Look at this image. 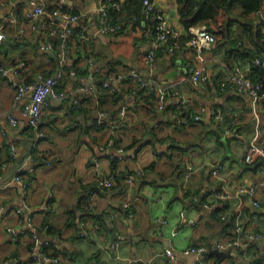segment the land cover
<instances>
[{
  "label": "crops",
  "instance_id": "0c3cea01",
  "mask_svg": "<svg viewBox=\"0 0 264 264\" xmlns=\"http://www.w3.org/2000/svg\"><path fill=\"white\" fill-rule=\"evenodd\" d=\"M7 1L0 7V22L8 18L7 8H13L16 19L1 27L0 65L22 59L25 66L12 79L0 77V264H192L197 258L205 264H264V183H260L264 156L256 154L252 164L244 161L250 144L264 148V98L253 101L243 90L222 89L218 79L223 71L211 59L205 68L209 79L193 85L186 77L195 53L180 40L171 54L159 50L152 74L162 83L174 82L173 89L185 100L189 113L204 107L199 120L183 122L173 114L175 95L167 94L159 108L158 100L136 95L131 76L118 80L119 95L100 82L92 85L132 69L150 74L144 56L151 46V30L142 38H136L130 25L114 33L99 32L96 7L102 0H65L68 11L87 12L84 21L70 24L82 28L90 40H70L67 61L59 64L54 49L43 47L47 39L55 46L58 42L50 33L48 18L55 0H45L46 13L33 24L22 18L28 0ZM154 1L171 25L182 24L176 0ZM231 11L239 14L240 6L231 4ZM147 16L153 23V17ZM242 22L246 20L234 19L230 34L242 35L236 43L253 48ZM226 46L214 45L205 55L222 57ZM248 61L254 59H233L234 64ZM58 71L62 76L57 84L64 89L90 87L61 101L48 100L39 122L44 136L25 177L31 186H22L13 172L33 136L23 113L29 95L15 101L16 84ZM8 110L16 115L15 124ZM100 111L106 112L105 124H89ZM116 122L120 126L114 129ZM9 142L18 150L14 159L9 156ZM214 164L220 165L219 176L211 174ZM137 168H143L144 174L127 184L125 176ZM105 174L113 175L112 188L99 187ZM251 186L259 206L245 191ZM222 191L226 199L218 197ZM81 231L85 235L80 236ZM32 232L39 239L49 238V245L34 244ZM111 236L115 248L110 247ZM232 239L240 245L223 249L230 256L221 260L208 252L198 257L183 251L191 245L210 248ZM166 249L174 253V260H168ZM41 253L58 260L45 262Z\"/></svg>",
  "mask_w": 264,
  "mask_h": 264
},
{
  "label": "built area",
  "instance_id": "2783aa9c",
  "mask_svg": "<svg viewBox=\"0 0 264 264\" xmlns=\"http://www.w3.org/2000/svg\"><path fill=\"white\" fill-rule=\"evenodd\" d=\"M65 0H55L52 4V8L48 14V18L52 23L50 26V33L58 38L57 45L55 46L50 39H47L43 43L45 48H53L55 58L58 60L59 64H64L67 61V44L72 39L80 40H90L88 35L84 32L82 28H73L71 22L76 20H83L87 17L86 11H68L62 6L64 5ZM124 0H102V2L96 7L98 12V23L97 28L99 32L109 33L117 32L122 24V18L126 15L127 11L121 9ZM143 12L147 15H151L154 20V31L152 33L151 46L146 51L144 56V61L150 71L148 75H141L135 70H130L125 74L112 75L106 80H95L92 85L97 83H102L115 90L118 80L122 77L131 76L136 82L137 86L142 88L143 93L149 97L151 100H158L159 108L164 107L165 105V96L172 93L174 97V109L173 114L179 115L181 121L186 122L189 119L199 120L200 112L204 110V107H200L198 113H189L185 107V100L181 97L176 90H174V82L162 83L158 78L152 74L155 72L158 63L159 50L163 49L167 53L171 54L176 48L180 46V40H185L187 44L193 49L195 53V63L192 65L191 71L186 77L191 81L195 86L204 83L209 79L205 68L206 62L208 59L213 60L218 64L220 69L223 71V74L218 79V85L224 90H243L248 96L253 100H260L264 98V88L263 84L260 81L252 79L248 73L250 70V61L246 63H236L233 66H230L226 60L221 56H211L208 57L205 55V52L213 48V43L215 42V34L208 28L206 24L199 25H171L165 18L164 12L162 9L155 3L154 0H142ZM120 10L122 16L115 17L114 12ZM46 13L45 9V0H28V4L23 12L22 18L24 21L32 23L37 20L40 16ZM6 19L0 22V40L3 38V32L1 27L8 20L14 21L16 19V14L11 11L7 13ZM62 18L63 22H59L58 19ZM254 26L260 29V39L264 41V9L260 8L253 12ZM88 62L92 64V60L88 59ZM255 64H261L262 60L260 57H255ZM25 66L24 60L20 59L16 63L10 65H0V77L5 79H12L17 73L20 72L21 68ZM62 73L60 71L56 72L55 75H38L32 83H21L16 84L17 93L15 95V101H18L23 95H29V102L25 106L23 113L27 118V126L29 131L32 133L33 137H30L31 144L29 146L28 152H26L22 160L17 164L13 172V178L19 182L22 186L28 185L31 186L29 180L25 177L28 176L27 172L30 170V164L34 157L33 150L36 151L37 144L39 139L44 135L43 131L39 127L40 119L45 111V107L49 99L53 101L64 100L67 96L75 91L86 90L90 86H82L73 90H66L64 88L57 89L56 85L58 80L61 78ZM140 85V86H139ZM172 91V92H171ZM216 116H219L215 112ZM8 117L10 122L15 124L17 122V117L14 113L8 110ZM106 112L100 111L98 116L91 120L89 124L92 126L102 125L105 121ZM120 122L114 123L113 127L118 128ZM9 146V156L14 159L18 155V150L13 142L8 143ZM120 150V149H119ZM262 154L264 156V148L252 143L246 150L244 154V161L248 164L254 162V156L256 154ZM118 157H122L119 155ZM220 165L214 164L211 168V174L214 176H219ZM144 174L143 168H137L133 172L128 173L125 176V181L127 184L131 185L134 182L135 176H142ZM264 183V181L260 182ZM99 187L104 189L112 188L115 185L114 177L112 174L101 175L98 180ZM244 190V189H241ZM247 195L249 196L251 202L255 206H259V202L254 198L255 186H251L246 190ZM90 197L93 194V191H90ZM218 197L221 199H226L228 197L225 191L219 192ZM123 206H128V202H124ZM205 207L210 208L212 211L216 210V207L212 203H205ZM19 211V209H17ZM129 218L133 217V211L129 210ZM79 235H85L84 231L79 232ZM253 238H258L259 234H252ZM32 240L34 244H47L49 245L50 239H39L35 232H32ZM117 242L113 240L110 244L111 248H115ZM240 245V242L237 239L228 240L226 242H215L214 246L208 248L207 246H188L183 251L185 253H194L196 256H201L204 253L208 252L210 249L223 250L226 248H236ZM165 253L168 257V260H174V253L166 249ZM41 258L45 262H57V256H49L46 253H41ZM197 258V257H196ZM192 264H205L203 260L198 258L192 262Z\"/></svg>",
  "mask_w": 264,
  "mask_h": 264
},
{
  "label": "trees",
  "instance_id": "16d2710c",
  "mask_svg": "<svg viewBox=\"0 0 264 264\" xmlns=\"http://www.w3.org/2000/svg\"><path fill=\"white\" fill-rule=\"evenodd\" d=\"M124 1L120 10L124 9L127 13L122 18V24L118 31L130 25V31L137 36L136 38L145 37V32L148 31L147 29L151 30L150 32L153 33L154 22L152 23L149 21L150 19L148 20V16L143 12L142 0ZM176 3L178 19L183 25L206 24L215 34L216 39L214 45L220 47V45L224 43L227 44L223 57L230 66H233V59L236 58H248L252 60L255 57H260L262 63H264V41L260 39V29L256 28L252 22L250 23L249 21L250 13L262 8V6H264V0H176ZM233 3L239 5L241 9L240 13L237 14V18L231 15L233 13L231 12V4ZM62 7L65 9L66 5L64 4ZM120 10L114 12L115 17L122 16L119 13ZM238 17L246 20V22H242L241 25L244 29L249 31L250 39L254 44L253 48H247L236 43V41L242 39V35L232 38L230 34L231 22H233L234 19H238ZM151 23L153 26H151ZM67 67H69V65H66L65 69H67ZM248 75L252 79L260 81L264 88L263 65L255 64L253 61H250V71ZM56 88L62 89L63 87L57 84ZM135 90H137L136 95H139L144 100L149 99V97L143 93L144 91L142 88L137 86ZM114 94L119 95V91L117 89L114 90ZM205 256L207 257L206 254Z\"/></svg>",
  "mask_w": 264,
  "mask_h": 264
},
{
  "label": "rangeland",
  "instance_id": "374dc122",
  "mask_svg": "<svg viewBox=\"0 0 264 264\" xmlns=\"http://www.w3.org/2000/svg\"><path fill=\"white\" fill-rule=\"evenodd\" d=\"M9 4V1H5V0H0V7H4V6H6V5H8ZM237 9L238 8H234L233 10H234V12H237ZM6 11H8L9 13L11 12V11H14L13 10V8H7L6 9ZM77 12L78 11H82V10H80V9H77L76 10ZM232 12V11H231ZM233 17H236L237 18V14H231ZM85 19H83V21H84ZM249 20L251 21V22H253L252 20H253V18H252V16H249ZM199 25V24H198ZM214 44V43H213ZM214 46V45H213ZM223 57V56H222ZM133 70V69H132ZM140 86V85H139ZM92 120H94V119H92ZM105 122V121H104ZM103 124H105V123H103ZM114 129H117V128H114ZM44 133V132H43ZM44 135V134H43ZM33 152H35V150H33ZM35 154V153H34Z\"/></svg>",
  "mask_w": 264,
  "mask_h": 264
},
{
  "label": "water",
  "instance_id": "95a60500",
  "mask_svg": "<svg viewBox=\"0 0 264 264\" xmlns=\"http://www.w3.org/2000/svg\"><path fill=\"white\" fill-rule=\"evenodd\" d=\"M69 63H70V59H68ZM111 242L115 239V237L111 236ZM209 254H215L217 256H219L220 260L223 259L224 257H228L230 256V252L229 251H223V250H218V249H210L208 251Z\"/></svg>",
  "mask_w": 264,
  "mask_h": 264
}]
</instances>
